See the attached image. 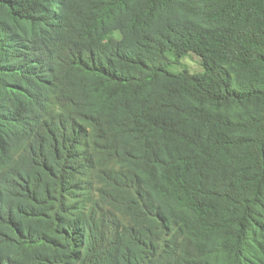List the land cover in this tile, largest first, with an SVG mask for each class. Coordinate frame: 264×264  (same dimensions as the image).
Segmentation results:
<instances>
[{
  "label": "trees",
  "instance_id": "1",
  "mask_svg": "<svg viewBox=\"0 0 264 264\" xmlns=\"http://www.w3.org/2000/svg\"><path fill=\"white\" fill-rule=\"evenodd\" d=\"M0 264H264V0H0Z\"/></svg>",
  "mask_w": 264,
  "mask_h": 264
},
{
  "label": "rangeland",
  "instance_id": "2",
  "mask_svg": "<svg viewBox=\"0 0 264 264\" xmlns=\"http://www.w3.org/2000/svg\"><path fill=\"white\" fill-rule=\"evenodd\" d=\"M119 34H116V37H118ZM183 65L190 70L191 73L193 74H197L202 72V67L200 65V60L198 59V57L194 56V55H190L188 57H186L185 59L182 60ZM174 71H179L180 67H175L173 68Z\"/></svg>",
  "mask_w": 264,
  "mask_h": 264
}]
</instances>
